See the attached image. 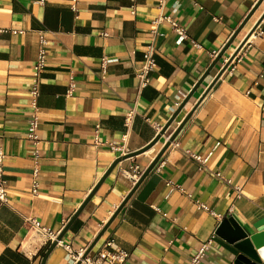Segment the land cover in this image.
Instances as JSON below:
<instances>
[{
    "label": "crops",
    "instance_id": "1",
    "mask_svg": "<svg viewBox=\"0 0 264 264\" xmlns=\"http://www.w3.org/2000/svg\"><path fill=\"white\" fill-rule=\"evenodd\" d=\"M37 1L0 0V136L8 192V201L0 202V264H42L51 243L41 246L31 237L27 218L60 234L105 176L62 237L74 250L86 251L136 185L126 172L136 167L142 175L191 111L89 254L113 239L129 252L124 264H189L215 234L200 264H234L239 250L217 233L222 220L233 217L253 234L264 218V19L263 33L247 39L203 94L264 12V0H166L163 9L158 0ZM160 12L185 27L188 38L167 22L159 26L156 66L140 90L136 73L151 41L150 22ZM41 35L47 62L37 100L35 177L27 120ZM132 108L136 114L127 131ZM186 150L212 154L201 169ZM44 264L72 263L56 245Z\"/></svg>",
    "mask_w": 264,
    "mask_h": 264
},
{
    "label": "built area",
    "instance_id": "2",
    "mask_svg": "<svg viewBox=\"0 0 264 264\" xmlns=\"http://www.w3.org/2000/svg\"><path fill=\"white\" fill-rule=\"evenodd\" d=\"M39 3L44 2V0L37 1ZM166 4V0H158V7L159 9H163ZM72 8L76 11V2L72 4ZM167 22L170 26L173 32L178 34V36L186 39L188 38V33L185 27L180 25L171 15H165L164 13L160 12L158 13L154 18H152L150 22L149 32L151 34V41L146 45L143 51V62L141 67L136 73V76L139 80L138 87L139 89H143L147 85L150 84L152 79V72L155 69L156 66V44H155V38L159 34V26ZM3 30L0 29V32ZM258 33L262 34V28L259 25L256 30L253 32V34ZM103 35H106L105 32H102ZM252 34V35H253ZM249 39V38H248ZM248 41V40H247ZM245 42V44L247 43ZM40 49L37 55L36 62L33 66V74L34 78L32 80V85L30 88V95H31V107L32 112L27 120V138L32 142L34 145V158H35V166H34V176L36 177L39 171L38 168V158H39V149L38 144L40 142L38 129H39V116L37 114L38 110V97L40 95V76L46 66L47 62V51H46V40L41 35L40 36ZM244 44V45H245ZM194 45L199 46L196 42H194ZM107 64V59L103 58L101 67L103 70V73H105V68ZM74 84L73 82L69 85L68 93H70L73 90ZM136 114V111L134 108L129 110L125 116V124L127 127V131L131 127L133 117ZM97 132V130H96ZM127 134L125 135V137ZM186 154L196 160L200 168L203 169L206 166V163L211 156L212 152L209 153L207 157H202L201 155L192 152L191 150H186ZM4 158L5 153L3 149V143L2 138L0 136V202L5 203L8 201V192L6 188V179L4 178ZM135 173L126 174L134 180V182H137L140 178V172L138 171V168L134 167ZM216 176H218L220 179L226 181L229 183V180L223 178L219 172L215 173ZM168 184L171 186L172 182H168ZM38 187V182L35 179L33 181V192L35 193ZM174 186H171V190ZM239 189V188H238ZM202 207H205L202 205ZM27 224H28V231L31 232V237L39 239V242L41 243V246H45L47 244H50L52 242H57V245H61L65 248V250L69 254L70 262L72 264H77V262H80V264H124L129 256V252L123 248H120L115 245L114 240L110 239L106 242L104 245V248L97 252L94 255L87 254L84 256L85 249H79L74 250L70 243L64 242L62 239L58 240L59 232L53 231L50 228L45 227L41 224V222L35 218L30 217L27 218ZM215 234H213L208 240L203 242L198 249V251L191 257L189 264H200L201 260L207 255L209 252L213 241H214ZM233 264V263H232Z\"/></svg>",
    "mask_w": 264,
    "mask_h": 264
},
{
    "label": "water",
    "instance_id": "3",
    "mask_svg": "<svg viewBox=\"0 0 264 264\" xmlns=\"http://www.w3.org/2000/svg\"><path fill=\"white\" fill-rule=\"evenodd\" d=\"M260 3V2H259ZM258 3V4H259ZM257 4V6H258ZM256 6V7H257ZM256 7L248 14L247 18L245 19L244 23L248 21V19L252 16L253 12L255 11ZM264 19V12L259 17V19L255 22L253 27L250 29L246 37L241 41V43L237 46L233 54L230 56V58L227 60L225 65L221 68L220 72L217 74V76L214 78L212 83L209 85L205 93L210 90L212 85L217 81V79L220 77V75L224 72V70L228 67L230 62L234 59V57L237 55V53L240 51V49L244 46L247 39L253 34V32L256 30V28L260 25V23ZM244 23L242 25H244ZM242 27V26H241ZM236 34L232 36L229 43L234 39ZM229 43L226 44V46L223 48V50L220 52L219 56L222 55V53L225 51V49L228 47ZM217 57V59H218ZM214 65V62L211 64L210 68L205 72L203 77L201 78L200 82L203 80V78L206 76V74L209 72L211 67ZM196 89V88H195ZM194 91V90H193ZM192 94V93H191ZM191 94L185 99V101L179 106V108L176 110V112L171 116V118L168 120V122L162 127L159 135L155 138V143L170 127L174 119L176 118L179 111L182 109L186 101L189 99ZM202 99V98H201ZM201 99L197 102V104L201 101ZM196 107V106H195ZM192 111L189 112V114L186 116V118L182 121V123L176 128V130L169 136L168 140L165 142L163 148L160 150V152L157 154V156L154 158V160L151 162V164L146 168V170L142 173L138 181L136 182V185L131 190V192L126 196V198L123 200V202L120 204V206L117 208V210L114 212L113 216L109 219L107 224L104 226L103 230L100 232V234L97 236V238L92 242V244L86 249L84 256L89 254L90 250L96 243V241L99 239V237L103 234V232L106 230V228L109 226V224L113 221V219L116 217V215L123 209L129 198L132 196V194L135 192V190L139 187V185L143 182V180L147 177V175L154 169L156 164L159 162L160 158L162 157L163 153L166 151V149L169 147L170 143L175 139L178 132L184 125V123L187 121V119L190 117ZM152 143V144H153ZM120 161V159H117L107 170L106 174L110 173L112 169L116 166V164ZM105 177V176H104ZM104 177L100 180V182L97 184V186L94 188L93 192L89 195L87 200L84 202L83 206L86 204V202L92 197L93 193L96 191L97 187L100 185V183L103 181ZM82 206V207H83ZM82 207L74 214L72 219L69 221L68 225L64 228V230L59 234L58 240H61L64 236L65 232L68 230L74 219L77 217L79 212L81 211ZM232 229V233H227L226 229ZM254 228L256 229V232L253 234H248L237 222L233 217H226L222 220L217 233L226 238L229 242L234 243L235 248L239 250V254L236 257V260L234 261V264H264V218L256 222L254 224ZM57 245V242H52L48 248V250L45 253V256L42 260V264L45 263L46 258L50 251ZM77 264H80V262H77Z\"/></svg>",
    "mask_w": 264,
    "mask_h": 264
},
{
    "label": "bare ground",
    "instance_id": "4",
    "mask_svg": "<svg viewBox=\"0 0 264 264\" xmlns=\"http://www.w3.org/2000/svg\"><path fill=\"white\" fill-rule=\"evenodd\" d=\"M28 244V243H27Z\"/></svg>",
    "mask_w": 264,
    "mask_h": 264
}]
</instances>
